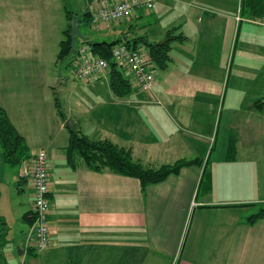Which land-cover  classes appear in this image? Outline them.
I'll use <instances>...</instances> for the list:
<instances>
[{
	"label": "crops",
	"instance_id": "obj_1",
	"mask_svg": "<svg viewBox=\"0 0 264 264\" xmlns=\"http://www.w3.org/2000/svg\"><path fill=\"white\" fill-rule=\"evenodd\" d=\"M261 1L154 0L150 10L101 23L98 35L86 38L121 39L133 47L139 36L158 41L173 26L184 36L171 44L167 68L153 69L148 91L132 82V90L118 96L107 75L75 82L74 103L84 119L72 115L73 108L66 113L70 99L59 97L73 128L129 148L138 162L157 167L198 158L142 191L136 178L65 162L70 130L50 95L57 76L50 68L59 60L66 11L84 13L97 3L0 0L2 11L16 14L26 29L3 45L0 106L31 154L47 153L51 236L43 251L26 247L30 216L22 215L32 211L33 190L16 167L10 178L21 193L11 213H0L7 229L0 247L16 241L23 264H264V220H245L264 206V107H251L264 87L250 89L264 75ZM231 138L235 156L228 159ZM16 220L23 224L10 235L9 222ZM0 264H8L2 254Z\"/></svg>",
	"mask_w": 264,
	"mask_h": 264
},
{
	"label": "trees",
	"instance_id": "obj_2",
	"mask_svg": "<svg viewBox=\"0 0 264 264\" xmlns=\"http://www.w3.org/2000/svg\"><path fill=\"white\" fill-rule=\"evenodd\" d=\"M263 5V1H261V5L259 4V6L256 7L259 8ZM79 14L80 13L66 11L67 26L62 32V39L59 41L57 53V59L59 60L69 58L71 61L74 57L76 46L72 52L70 51V21ZM82 20L90 25V11L81 13L79 22ZM176 31L177 26L170 27L166 30L163 38L158 41H149L146 36H139L133 42L135 47L131 46L132 44L130 41L116 39L111 41H98L93 45H88V49L91 55L104 58L108 61L107 76L110 90L118 96H123L132 90L133 83L125 76V71L120 70L112 60L113 48L118 44H125L127 47H132V49L137 50L143 47L145 64L147 67L150 69L165 70L171 60L169 55L171 44L176 40L184 39V36L176 33ZM54 106L58 116L62 120H66L62 104L56 93L54 95ZM251 107L258 110L263 109L264 96L254 99ZM0 148L2 150L3 161L9 166L18 167V171L22 163L28 161L33 156L25 138L15 128L6 110L2 106H0ZM63 152L65 162L71 169L77 168L81 163L89 170H108L116 174L133 177L138 179L142 191H144L148 185L160 182L169 175L178 173L184 166L198 163L199 161L198 158H179L171 163L162 164L157 167L145 165L132 158L129 148L120 146L109 139H91L87 135L78 132L75 128L72 131L70 130L67 143L63 147ZM234 156L235 140L231 138L228 142L227 158L232 159ZM23 180L30 182V180L26 178ZM22 217L23 219L29 217V223L31 224L34 220L33 211H26ZM259 219L264 220V206H259L254 213H251L245 218L248 224H253ZM0 222L3 226L0 235L4 236V232L7 230L5 227L6 222L1 216ZM28 249L32 251L34 248L29 247Z\"/></svg>",
	"mask_w": 264,
	"mask_h": 264
},
{
	"label": "built area",
	"instance_id": "obj_3",
	"mask_svg": "<svg viewBox=\"0 0 264 264\" xmlns=\"http://www.w3.org/2000/svg\"><path fill=\"white\" fill-rule=\"evenodd\" d=\"M97 3L90 11V25L109 23L131 17L136 10H150L154 0H93ZM72 75L77 80L89 79L94 75H107L108 61L90 54L88 45H76ZM112 60L120 70L129 73L131 82L141 90L152 88L153 69L145 64L144 54L137 49L118 44L113 48ZM18 177L29 179L33 190L32 211L34 220L29 225L25 239L26 247L35 251L45 250L51 243L48 218L50 212L48 157L44 149L38 150L28 161L22 163Z\"/></svg>",
	"mask_w": 264,
	"mask_h": 264
},
{
	"label": "rangeland",
	"instance_id": "obj_4",
	"mask_svg": "<svg viewBox=\"0 0 264 264\" xmlns=\"http://www.w3.org/2000/svg\"><path fill=\"white\" fill-rule=\"evenodd\" d=\"M2 10L3 8L0 2V15H1L0 16V86L2 85L1 81L3 79L2 77L4 75V69H5L4 68L5 59H3V56L4 58H7L6 54L3 53V51L5 50L2 49L3 45L8 42L10 43L12 39L16 41L26 32V29L19 28V22L17 20L16 14L14 16H9L8 15L9 12H5ZM79 16L81 18V13L79 14ZM96 27H97L96 25L94 26L88 25L85 21L82 20L79 29L81 33L84 35V38L83 39L77 38L76 43L79 44L83 42L84 40H86L87 37H96L98 35V33L94 31ZM138 50L143 54L144 49L142 47L138 48ZM7 53L11 55L10 51H8ZM54 61L55 62L53 63L50 69L56 72L57 76H55L54 78L51 77V80L53 79L52 82H54V84L51 83L50 86L51 97H53V95L56 93L59 97L63 96V98L65 99L66 98L70 99V102L65 100L64 111L67 113V111H69L70 108H73V112H71L72 115H76L77 117L84 119L85 112H82V114L78 113L80 107H77V105L74 103L77 90H75L73 86H76L75 82L81 81L83 83H88V80L86 79L77 80L72 75L73 62L70 61V59L63 58L57 61L55 58ZM36 68L38 70L39 66H37ZM124 74L126 77L130 76L129 73L127 72H125ZM51 75H53V73H51ZM59 78H63V81L59 82V86L56 90L55 86L58 83ZM257 78L258 79L255 80V83L250 85L251 91H257L258 88L264 87V75H259L257 76ZM248 88H249L248 86L246 87L244 86L243 90H246ZM262 91L264 93V90ZM0 94L2 95V93ZM239 101H240L239 103H242L241 100ZM83 110L85 111V109H82V111ZM14 173H16V167L9 166L3 161L2 150L0 148V213H11L12 207L16 200V195L21 193V191L17 190L16 188L17 183L11 181L10 176H12V174ZM22 188L23 190L27 191L26 186L23 185ZM9 224L12 228L10 235H12L18 229L19 225L23 223L18 222L16 220L14 222H9ZM2 227H3L2 224H0V231L2 230ZM7 245H8L7 247H0V254H2L3 259H7L8 264H23L24 262L21 261V257L18 254L16 241L15 242L11 241Z\"/></svg>",
	"mask_w": 264,
	"mask_h": 264
},
{
	"label": "water",
	"instance_id": "obj_5",
	"mask_svg": "<svg viewBox=\"0 0 264 264\" xmlns=\"http://www.w3.org/2000/svg\"><path fill=\"white\" fill-rule=\"evenodd\" d=\"M69 35H70V51L72 52L75 45H76V41H77V38L79 39H83L84 38V35L81 33L80 29H79V20L77 18H74L70 21V32H69ZM85 43L87 45H93L95 44L96 42H98L97 40H93V39H86L84 40ZM61 81V78L58 79V83L56 84L55 88L57 90L58 86H59V82ZM65 126L69 129V130H74L73 128V121L72 119L70 118H67L65 120Z\"/></svg>",
	"mask_w": 264,
	"mask_h": 264
}]
</instances>
